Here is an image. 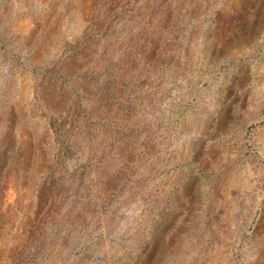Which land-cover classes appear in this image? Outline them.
Here are the masks:
<instances>
[{
    "label": "rangeland",
    "instance_id": "1",
    "mask_svg": "<svg viewBox=\"0 0 264 264\" xmlns=\"http://www.w3.org/2000/svg\"><path fill=\"white\" fill-rule=\"evenodd\" d=\"M0 264H264V0H0Z\"/></svg>",
    "mask_w": 264,
    "mask_h": 264
}]
</instances>
